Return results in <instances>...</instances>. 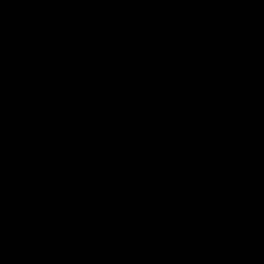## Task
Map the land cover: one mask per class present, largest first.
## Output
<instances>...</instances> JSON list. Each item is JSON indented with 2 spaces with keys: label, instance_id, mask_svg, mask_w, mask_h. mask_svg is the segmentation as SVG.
Listing matches in <instances>:
<instances>
[{
  "label": "water",
  "instance_id": "water-1",
  "mask_svg": "<svg viewBox=\"0 0 264 264\" xmlns=\"http://www.w3.org/2000/svg\"><path fill=\"white\" fill-rule=\"evenodd\" d=\"M0 264H264V0H0Z\"/></svg>",
  "mask_w": 264,
  "mask_h": 264
}]
</instances>
